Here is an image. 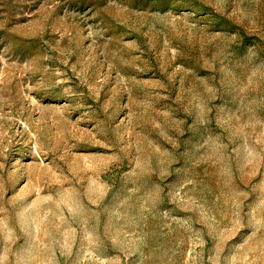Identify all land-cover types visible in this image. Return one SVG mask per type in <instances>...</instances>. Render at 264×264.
<instances>
[{
  "label": "rangeland",
  "instance_id": "1",
  "mask_svg": "<svg viewBox=\"0 0 264 264\" xmlns=\"http://www.w3.org/2000/svg\"><path fill=\"white\" fill-rule=\"evenodd\" d=\"M92 211L71 264H215L264 224V0H0V262L68 264L39 248Z\"/></svg>",
  "mask_w": 264,
  "mask_h": 264
},
{
  "label": "clouds",
  "instance_id": "2",
  "mask_svg": "<svg viewBox=\"0 0 264 264\" xmlns=\"http://www.w3.org/2000/svg\"><path fill=\"white\" fill-rule=\"evenodd\" d=\"M82 203L84 208L86 209L85 200L86 198L83 197ZM90 203L89 201H87ZM92 205V204H91ZM93 208L97 207L96 205H92ZM168 210H171L170 208ZM181 212L184 215L179 216L180 219L185 220L188 218V214L183 208L180 206ZM95 211L87 212V214L83 217H75L72 216L70 213L66 217L68 221V227L72 230V239L69 240L68 247H64L65 241L62 235V231L58 232V239L48 240L51 241L50 243H44L42 247L39 248L40 252H52L55 253V248L53 245L58 246L59 253L62 257L67 258L68 264H71L76 256L81 251V247L78 244V237H80V233L83 232L82 240L86 242L87 245L90 247L88 240L86 239L87 233H93L89 231V222L91 219L95 218L94 215ZM238 219L240 221V225L237 228L235 235L230 240H226L221 242L220 239L213 237L211 238V242L208 246L209 256L215 261V264H232L233 258L237 256L238 252L249 243V241L254 237L264 238V224L260 221H257L255 224L249 222L245 219L243 215L238 213ZM199 230V229H198ZM35 241V239H34ZM36 246V241H35ZM87 251H85V254ZM2 264V262H0Z\"/></svg>",
  "mask_w": 264,
  "mask_h": 264
}]
</instances>
